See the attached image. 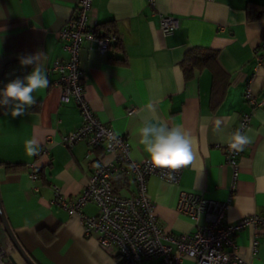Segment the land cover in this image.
<instances>
[{
    "label": "crops",
    "instance_id": "1",
    "mask_svg": "<svg viewBox=\"0 0 264 264\" xmlns=\"http://www.w3.org/2000/svg\"><path fill=\"white\" fill-rule=\"evenodd\" d=\"M77 1L0 0V89L31 71V66L20 65L21 56L38 53L50 81L47 88L33 93L37 103L24 115L13 117L9 108L0 106V201L11 230L36 264H116L114 256L100 249L96 235H84L77 216L50 204L56 190L69 198L83 190L93 157L105 162L112 158L102 147L87 155L84 141L71 148L58 141L81 125L78 107L73 100H61L55 84L58 76L51 70L54 60L67 58L57 32ZM248 1L264 4V0H155L154 5L149 0L91 2L89 24L98 33L113 30L119 35V42L111 44L105 54L88 42L80 50L85 96L97 118L128 139L129 156L136 161L148 158L138 135L144 120L158 118L169 126H183L193 136L196 158L183 169L178 184L157 175L147 178V193L168 234L195 230L194 221L177 209L182 191L228 201L227 222L264 214V104L252 111L245 130H252L247 132L251 143L239 158L234 191L229 189L231 169L224 155L227 137L240 114L250 109L244 96L247 86L258 100L264 98L260 37L264 21L248 19ZM161 14L176 19L171 34L161 33ZM204 49L216 52L212 64L198 67L186 61ZM129 109L133 112L128 113ZM50 137L53 142L47 153L39 154ZM29 139L39 145L35 155L26 151ZM32 164L38 174L34 181L29 177ZM114 191L132 195L135 186L127 181ZM82 211L95 215L98 208L90 202ZM198 224H204V217ZM255 237L256 252L252 248ZM234 241L247 263L264 264V228L245 227ZM0 245L10 264L11 259L24 264L1 222Z\"/></svg>",
    "mask_w": 264,
    "mask_h": 264
},
{
    "label": "built area",
    "instance_id": "2",
    "mask_svg": "<svg viewBox=\"0 0 264 264\" xmlns=\"http://www.w3.org/2000/svg\"><path fill=\"white\" fill-rule=\"evenodd\" d=\"M92 0H78L72 15L57 32L66 59H56L51 70L57 74L55 84L60 88L61 100H73L81 116V125L58 140L63 146L73 147L84 141L87 155L95 149L110 154L109 161L93 157L89 165V177L83 190L73 198L66 197L56 190L50 204L64 209L69 215L79 218L85 236L96 235L100 249L116 258V264H183L190 259L195 264H249L239 254L234 236L245 227L264 228V214H251L234 222H227L228 201L206 198L192 191H182L177 209L195 223L193 232L176 235L165 232L157 219L155 205L147 193L146 182L151 175L172 184H178L181 173L186 167L175 171L170 179L169 170L154 168L148 158L136 161L129 156L128 139L117 134L110 125L101 122L91 108L85 96L84 75L80 68V50L85 42L105 54L115 41V34L100 36L95 25L89 24V12ZM154 5L155 0H149ZM177 21L166 14L160 15L159 26L163 35L171 34ZM259 58V57H258ZM245 100L250 109L240 114L237 129L245 131L252 111L264 104V98L258 100L249 86L245 89ZM128 113L133 112L129 109ZM53 139L47 138L39 154L48 151ZM242 151L231 149L226 143L225 163L231 169L230 191H234L239 177V158ZM32 181L38 178L37 170L29 166ZM132 182L135 193L122 195L113 189V178ZM94 202L98 208L95 215L83 213L82 208ZM204 217V224L198 221ZM258 240H252V248L257 251ZM0 264H10L6 249L0 245Z\"/></svg>",
    "mask_w": 264,
    "mask_h": 264
},
{
    "label": "clouds",
    "instance_id": "3",
    "mask_svg": "<svg viewBox=\"0 0 264 264\" xmlns=\"http://www.w3.org/2000/svg\"><path fill=\"white\" fill-rule=\"evenodd\" d=\"M36 55H26L19 58L21 66H31V71L23 78L7 83L0 89V106L9 108L13 117L22 116L37 103L33 93L49 86L45 68L38 62ZM217 122V130H219ZM248 129L247 132H251ZM245 131L237 129L226 139L228 146L235 151H242L251 143V137ZM139 143L147 154L149 163L158 169H167L169 178L182 167L192 165L196 155L193 148L192 133L183 126H169L163 120H144L138 128ZM26 151L35 155L39 145L35 139L26 141Z\"/></svg>",
    "mask_w": 264,
    "mask_h": 264
},
{
    "label": "trees",
    "instance_id": "4",
    "mask_svg": "<svg viewBox=\"0 0 264 264\" xmlns=\"http://www.w3.org/2000/svg\"><path fill=\"white\" fill-rule=\"evenodd\" d=\"M245 10L247 13V17L250 21H264V4H259V3L248 1L246 3ZM95 30H96V26H95ZM108 33L115 34L116 39L114 42L115 43L119 42V35L117 32L113 30L109 32L102 31V33L99 32L98 34L102 36ZM260 37H261V46H264V29H262ZM215 57H216V52H214L213 50H208V49L196 50L195 52H193L187 57L186 61L188 63H191L193 66L205 67V66H208L209 64H212L215 61ZM126 182L127 181L123 178L122 180L115 178L113 182L114 190H116L117 187H120L126 184Z\"/></svg>",
    "mask_w": 264,
    "mask_h": 264
},
{
    "label": "water",
    "instance_id": "5",
    "mask_svg": "<svg viewBox=\"0 0 264 264\" xmlns=\"http://www.w3.org/2000/svg\"><path fill=\"white\" fill-rule=\"evenodd\" d=\"M0 222L3 226L4 231L6 232L10 243L12 244L13 248L16 250L20 258L23 260L24 264H36L34 260L28 255V253L22 248L19 241L15 237L13 231L11 230L7 219L5 217L1 201H0ZM11 264H17L14 260L11 259Z\"/></svg>",
    "mask_w": 264,
    "mask_h": 264
},
{
    "label": "rangeland",
    "instance_id": "6",
    "mask_svg": "<svg viewBox=\"0 0 264 264\" xmlns=\"http://www.w3.org/2000/svg\"><path fill=\"white\" fill-rule=\"evenodd\" d=\"M183 264H192V263H191V261L186 259V260H184Z\"/></svg>",
    "mask_w": 264,
    "mask_h": 264
}]
</instances>
